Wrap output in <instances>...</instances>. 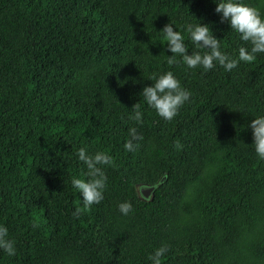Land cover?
<instances>
[{
  "label": "trees",
  "instance_id": "obj_1",
  "mask_svg": "<svg viewBox=\"0 0 264 264\" xmlns=\"http://www.w3.org/2000/svg\"><path fill=\"white\" fill-rule=\"evenodd\" d=\"M247 2L264 13V0ZM215 6L0 0V224L16 248L0 250V264H151L162 244L161 264H264V160L248 127L264 115V54L202 73L168 65L158 32L200 20L235 56L244 42ZM169 70L191 96L164 120L140 93ZM136 103L139 124L129 119ZM133 126L142 139L127 151ZM79 147L113 157L104 198L87 209L70 183L86 171Z\"/></svg>",
  "mask_w": 264,
  "mask_h": 264
},
{
  "label": "clouds",
  "instance_id": "obj_2",
  "mask_svg": "<svg viewBox=\"0 0 264 264\" xmlns=\"http://www.w3.org/2000/svg\"><path fill=\"white\" fill-rule=\"evenodd\" d=\"M213 2L216 5L215 12L220 14L221 22L227 21L231 31L237 33L239 40L244 42L238 46L236 55L222 50L221 39L213 34L211 26L201 23L198 19V23L186 22L183 25L184 33L194 46L189 54L184 33L174 28L173 22H169L158 31L161 34V42H166L167 49L172 53L167 55L168 65L182 62L189 69H201L202 73L219 66L225 72H230L238 63L253 62L258 54H264V13L247 0ZM147 79L152 83L143 87L140 96L158 116L164 120H172L180 107L189 101L191 92L181 86L179 79L170 70L150 75ZM131 109L129 119L136 121L137 124L141 123L143 113L140 104H134ZM248 127L251 128L254 151L259 159L264 160V115L255 116ZM140 139L142 136L136 128L129 127L128 138L124 141L123 148L133 151L137 147L136 141ZM76 154L86 171L81 177H72L70 183L82 197V207L87 209L93 204H99L104 198L107 180L104 166H111L113 157L105 151L89 153L85 147H79ZM117 209L122 215H127L132 210V203L128 200L121 201L117 204ZM81 210L79 206L74 208L72 215L79 217ZM8 233V227L0 224V250L8 256H14L15 242L9 238ZM167 251V245L162 244L149 254L148 259L151 264H161V258Z\"/></svg>",
  "mask_w": 264,
  "mask_h": 264
},
{
  "label": "water",
  "instance_id": "obj_3",
  "mask_svg": "<svg viewBox=\"0 0 264 264\" xmlns=\"http://www.w3.org/2000/svg\"><path fill=\"white\" fill-rule=\"evenodd\" d=\"M154 189L155 186H142L140 187V192L145 196H149L153 193Z\"/></svg>",
  "mask_w": 264,
  "mask_h": 264
}]
</instances>
